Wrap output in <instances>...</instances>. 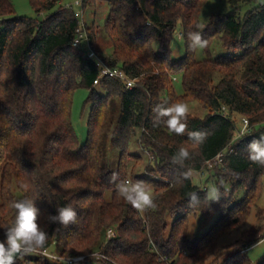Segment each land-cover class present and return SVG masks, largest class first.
<instances>
[{
  "label": "trees",
  "instance_id": "1",
  "mask_svg": "<svg viewBox=\"0 0 264 264\" xmlns=\"http://www.w3.org/2000/svg\"><path fill=\"white\" fill-rule=\"evenodd\" d=\"M29 1L37 14L53 11L44 19L17 15L13 0H0V241L15 220V185L40 209L38 223L48 234L44 249L87 255L80 264H252L248 248L264 238V209L258 206L264 167L248 159V145L264 136V4L241 16L242 5L255 0H229L232 9L212 15L202 29L207 0H81L83 8L108 4L104 30L112 48L96 52L105 66L135 80L128 88L110 76L94 84L100 66L85 47L72 44L80 24L72 6ZM84 23L94 48L98 27ZM179 25L185 53L174 60L170 45ZM190 31H202L208 40L202 59L188 46ZM218 41L228 54L214 55ZM176 74L182 76L181 94L173 84ZM81 87L89 89L91 103L84 141L72 121L74 92ZM116 98L111 144L120 153L111 168L100 162L99 148ZM173 102H197L207 110L187 119L188 131L206 134L203 144L194 145L187 133H169L162 123L154 126L153 108ZM234 115L246 118L251 131L238 136ZM137 134L150 156L143 175L135 172L143 158L129 150ZM181 146L193 153L184 167L171 161ZM227 147L232 152L223 163L209 166ZM188 168L208 169L221 192L220 216L194 240L188 237L189 216L206 212L210 201L192 177L184 179ZM124 179L152 186L157 209L142 215L119 196L115 185ZM193 192L198 205H190ZM69 204L77 212L75 223L50 222V215ZM253 210L258 223L244 229ZM169 214H176L170 227ZM109 228L116 235L108 237ZM238 230L235 241L218 248L224 235ZM43 259L18 255L16 264H61Z\"/></svg>",
  "mask_w": 264,
  "mask_h": 264
},
{
  "label": "rangeland",
  "instance_id": "2",
  "mask_svg": "<svg viewBox=\"0 0 264 264\" xmlns=\"http://www.w3.org/2000/svg\"><path fill=\"white\" fill-rule=\"evenodd\" d=\"M15 11L17 15H26L31 17H37L39 19H44L47 14H50L53 10L42 12L37 14L31 5L29 0H13ZM64 4L72 6L74 10L77 12L79 17L88 24L92 25L93 23L98 27L96 41L94 43V49L102 54L109 53L112 48V43L104 30V22L108 16L109 6L106 2H102L97 5H90L86 8H83L81 0H63ZM264 4V0H255L253 2L244 3L239 11L241 16L260 5ZM232 9V5L229 0H207L203 10L200 14L199 21L200 27L203 29L205 25L210 20L211 16L214 14H224L228 13ZM1 20V19H0ZM181 25L178 27L177 33H181ZM171 57L174 60L180 59L184 56L185 53V40H181L178 36L174 35L171 41ZM214 55L219 54H228L229 50H227L222 44L218 41L213 44ZM195 57L197 59H202L204 57L203 49H196ZM173 77V84L175 90L178 94L183 93V85H182V76L181 74H176ZM90 91L87 88L81 87L75 90L73 96V106H72V121L73 125L76 129V132L81 141H84L87 137L88 133V117L91 109V103L88 101ZM189 107V113L203 117L206 115L207 110L197 102H188L186 103ZM119 114V101L116 99L112 100L111 103V111H110V122L107 124L104 135L100 141L99 148V158L100 162L106 166L111 168H116L119 159V150L112 146L111 144V135L116 124V120ZM234 118L237 123V132H239L244 124L242 122V117L238 115H234ZM138 136L133 137L130 143L129 150L133 154L140 155L143 158V164L136 169V174L143 175L145 174V164H147L150 160V156L138 142ZM206 169V168H205ZM203 169L202 171L193 170L194 174L192 176V180L195 184L199 185L206 190L215 185V179L212 176L211 172L208 169ZM152 194L154 195V188L150 185H147ZM13 193L15 195V201L26 200L24 194L14 185ZM109 193L107 197H109ZM258 206L264 209V191L262 197L258 202ZM142 215L145 212H141ZM176 214H169L167 217V223L169 227L171 226ZM220 216V210L218 206V201H210L209 208L204 213L192 214L189 216V228H188V237L190 240H194L202 235H204L207 230L214 224L217 218ZM258 223V219L255 213V210L252 211L248 222L244 229H247L253 225ZM241 230L235 231L231 234L224 235L219 243L218 248L228 246L230 243L235 241L240 236ZM51 252H56V247L50 248ZM57 253V252H56ZM98 253V252H95ZM93 254L97 256L96 254ZM248 255L252 261V264H257L264 258V238L258 243L254 244L250 248H248ZM32 256L38 257L39 254L32 253ZM103 257V256H101ZM48 260L50 263L56 262L51 260L50 258L44 257L43 261ZM42 261V262H43ZM31 264H35L34 261ZM100 264V263H96Z\"/></svg>",
  "mask_w": 264,
  "mask_h": 264
},
{
  "label": "clouds",
  "instance_id": "3",
  "mask_svg": "<svg viewBox=\"0 0 264 264\" xmlns=\"http://www.w3.org/2000/svg\"><path fill=\"white\" fill-rule=\"evenodd\" d=\"M181 40L185 39L183 33H176ZM187 41L190 49H204L208 46V40L202 35V31H190L187 33ZM107 71V70H106ZM115 75V73H112ZM155 113L154 126L161 123L165 125L169 133L177 136H183L187 133L189 140L194 145L203 144L206 134L201 131H188L187 119L189 107L183 102H173L157 104L153 108ZM193 159V153L189 148L181 146L172 156L173 164L181 167L185 166L187 161ZM248 159L255 164L264 167V136L258 140H253L248 145ZM193 169L188 168L182 173L184 179H190L193 176ZM112 180H118V174H112ZM116 190L119 196L129 203L139 212L157 209L156 198L150 188L143 181H133L130 179L119 180L116 183ZM27 188V185H25ZM221 192L215 185L210 186L206 192L208 201H218ZM190 205H198L199 197L197 193H189ZM11 206L16 210L15 220L12 226L5 229L6 239L0 241V264H16L18 255L32 254L44 249L48 241V234L40 227L38 219L41 215L40 209L31 199L12 202ZM49 220L52 223H58L64 226L73 224L77 220V212L72 205L60 207L55 215H50ZM111 235V234H110Z\"/></svg>",
  "mask_w": 264,
  "mask_h": 264
},
{
  "label": "built area",
  "instance_id": "4",
  "mask_svg": "<svg viewBox=\"0 0 264 264\" xmlns=\"http://www.w3.org/2000/svg\"><path fill=\"white\" fill-rule=\"evenodd\" d=\"M81 3V2H79ZM72 44L75 47H85L87 49L88 55L97 60L98 65L100 66V72L96 79L94 80V84H98L101 82V80L105 76H110V77H118L123 82L125 83L126 87L131 88L135 85V80L128 77L126 72L123 69L119 68H112V67H107L103 64L102 60L99 57V54L96 52V50L91 46L88 31L86 30V26L82 17V20L80 18V24L79 27L76 30V34L72 40ZM107 70V71H106ZM112 73H115L113 75ZM242 122L244 124L243 128L238 132V136L243 135L245 133H248L251 131V128L249 127L248 120L246 118H242ZM232 152V148L227 147L225 150L220 152L215 159L208 161L209 166L213 165H218L223 163L224 157ZM131 180V179H130ZM111 234V235H110ZM116 235V232L112 229L109 228L107 230V236L111 237ZM39 255H42L44 257L50 258L53 261L59 262L61 264H80L86 257L87 255H75V256H62L56 252H51L50 249H42L36 252ZM97 256H103L105 257L102 253L98 252L95 253Z\"/></svg>",
  "mask_w": 264,
  "mask_h": 264
}]
</instances>
